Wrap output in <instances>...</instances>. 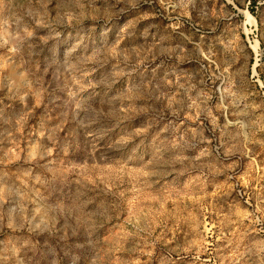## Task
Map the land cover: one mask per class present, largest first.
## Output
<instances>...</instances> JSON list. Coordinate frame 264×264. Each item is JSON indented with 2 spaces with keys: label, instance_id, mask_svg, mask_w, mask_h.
<instances>
[{
  "label": "rangeland",
  "instance_id": "374dc122",
  "mask_svg": "<svg viewBox=\"0 0 264 264\" xmlns=\"http://www.w3.org/2000/svg\"><path fill=\"white\" fill-rule=\"evenodd\" d=\"M0 264H264V0H0Z\"/></svg>",
  "mask_w": 264,
  "mask_h": 264
}]
</instances>
